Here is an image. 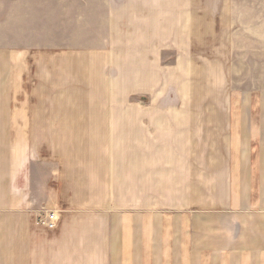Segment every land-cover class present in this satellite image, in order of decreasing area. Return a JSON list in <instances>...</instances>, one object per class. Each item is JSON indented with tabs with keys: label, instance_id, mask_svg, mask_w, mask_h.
<instances>
[{
	"label": "crops",
	"instance_id": "obj_1",
	"mask_svg": "<svg viewBox=\"0 0 264 264\" xmlns=\"http://www.w3.org/2000/svg\"><path fill=\"white\" fill-rule=\"evenodd\" d=\"M157 2L189 98L99 101L40 137L33 103L7 98L31 87L36 0H0V264H264V73L244 72L264 68V0ZM126 4L136 27L149 10Z\"/></svg>",
	"mask_w": 264,
	"mask_h": 264
},
{
	"label": "rangeland",
	"instance_id": "obj_2",
	"mask_svg": "<svg viewBox=\"0 0 264 264\" xmlns=\"http://www.w3.org/2000/svg\"><path fill=\"white\" fill-rule=\"evenodd\" d=\"M109 1L116 5L118 18V27L112 30L107 21ZM129 1L36 0V26L32 29L35 30V43L31 44V59L25 61L28 71L31 69V87L14 96L8 93L7 98L16 100L18 95L24 105L33 103V107L23 110L42 123L37 124L40 126L38 136L44 137L45 120L51 118L54 129L59 130L64 118L71 120V117L92 115L93 105L99 101L113 99L117 106L123 107L129 101H145L152 107L156 100L171 104L173 99L189 98L188 69L183 89L179 88L178 69H183L187 61L176 59L172 28L166 26L162 30L164 40L156 28L157 0H134L149 10L148 16L137 13L134 17L136 27L128 25L125 11ZM5 30L6 34H11L13 29L6 27ZM27 44L23 42L17 46ZM7 47L12 44L6 43ZM110 54H113V61L108 57ZM246 63L249 65L246 70L244 66L246 75L253 73L261 77L264 73L263 67L252 68L256 61L246 60ZM141 71L151 74L146 75L147 80ZM228 114H231L230 109H224V115ZM75 125H66V129ZM36 142L40 146L49 143L56 149L68 141L42 138ZM49 212L39 216L46 217Z\"/></svg>",
	"mask_w": 264,
	"mask_h": 264
},
{
	"label": "built area",
	"instance_id": "obj_3",
	"mask_svg": "<svg viewBox=\"0 0 264 264\" xmlns=\"http://www.w3.org/2000/svg\"><path fill=\"white\" fill-rule=\"evenodd\" d=\"M58 221V213L56 211H50L49 213H47L46 217H40L39 222L50 228L53 229L56 227Z\"/></svg>",
	"mask_w": 264,
	"mask_h": 264
}]
</instances>
